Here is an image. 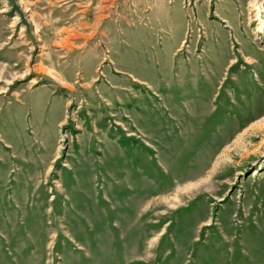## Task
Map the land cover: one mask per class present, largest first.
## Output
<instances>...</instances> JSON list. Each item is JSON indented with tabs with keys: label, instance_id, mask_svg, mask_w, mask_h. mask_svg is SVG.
<instances>
[{
	"label": "rangeland",
	"instance_id": "obj_1",
	"mask_svg": "<svg viewBox=\"0 0 264 264\" xmlns=\"http://www.w3.org/2000/svg\"><path fill=\"white\" fill-rule=\"evenodd\" d=\"M0 264H264V0H0Z\"/></svg>",
	"mask_w": 264,
	"mask_h": 264
}]
</instances>
